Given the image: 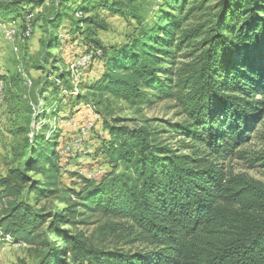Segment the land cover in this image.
<instances>
[{
  "label": "trees",
  "instance_id": "trees-1",
  "mask_svg": "<svg viewBox=\"0 0 264 264\" xmlns=\"http://www.w3.org/2000/svg\"><path fill=\"white\" fill-rule=\"evenodd\" d=\"M47 1L0 0V22H16L23 32L28 13L43 11ZM72 1L56 0L44 22L46 53L32 64L46 74L41 98L60 99L61 87L72 85L68 67L55 69L51 78L45 68L48 52L60 47L55 32L67 20L68 33L81 41L83 53L93 55L92 63H103L98 80L87 94L74 97L73 107L87 101L97 110L105 101L112 118L93 121L76 150L70 142L81 132L73 124L66 125L76 130L68 140L61 128L48 125L32 133L26 169L38 170L43 158L51 165L45 187L37 183V194L60 193L67 207L56 208L48 229L38 233L48 217L10 200L21 196L28 183L21 169L12 170L9 179H0V238L22 243L34 237L43 249L40 264H264V185L227 178L215 164L248 138L262 105L256 98H264V0H82V7L73 9L75 21L62 11ZM92 9L132 22V33L104 44L98 32L108 26L88 17ZM39 14L33 16V28ZM17 59L22 66L23 55ZM23 68L26 74L18 77L29 93L33 81ZM54 75L59 84L51 81ZM0 81L5 96L2 75ZM49 88L50 97H44ZM153 100L174 101L186 120L171 128L189 145L176 150L150 125L131 128L113 117V102L139 111ZM53 103L46 101L35 118L55 109ZM186 149L190 154L183 153ZM92 151L104 157L109 170L98 180L89 173L70 175L69 182L74 178L81 185L79 191L60 187V162ZM91 218L105 221L96 229L100 233L116 229L111 220L124 221L129 242L146 248L134 254L101 248L83 232L64 228Z\"/></svg>",
  "mask_w": 264,
  "mask_h": 264
},
{
  "label": "rangeland",
  "instance_id": "rangeland-1",
  "mask_svg": "<svg viewBox=\"0 0 264 264\" xmlns=\"http://www.w3.org/2000/svg\"><path fill=\"white\" fill-rule=\"evenodd\" d=\"M55 2L56 0H48L44 5L43 11H34L32 14L33 16L40 13L36 17L34 28L32 22L29 25L30 27L26 26L25 23V29L21 32L16 22L11 24L0 22L1 29L12 28V30L17 31L19 35V38H17L15 42H12L9 41L3 31L0 30V75H2L6 82L5 96L3 92L0 95V179H9L10 172L18 168L24 172L25 176L28 178V183L23 185L21 196L10 198V200H15L19 203H27L34 209L35 213L48 217V222L38 233L48 229L51 222L49 215H52L56 208L62 209L67 206L63 204L64 202L61 200L60 193L54 194L51 192L46 195L37 194V183H40L41 189L45 187L47 179L46 172L51 165L47 162L46 158H43L42 160H38L39 163L36 166L38 170L26 169V165L30 161V152L33 149L29 147L28 138H32V133L34 131L45 130L47 125L51 128H61L63 135L67 137V135L70 136L76 132L73 127H66L68 124L81 126L86 123V121H99L101 124V119L99 117L103 118V121H110L112 118L107 115V103L105 101H103L101 106L97 107V110L94 108L93 104H87L88 102L86 101L83 103L84 105L79 106L83 107L78 119L82 124L79 125L74 119L75 113L79 112L77 107H73L76 102L75 99H77L74 97H76V95L84 96L87 94L89 85L101 74L103 69L102 60L93 62L91 67L89 66L83 72L84 75H80L82 77L78 76L79 78H76L75 75V80L71 78L72 83H75V85L73 86L72 84L69 87L68 84L69 90L61 87V92L59 93L60 99L44 100L41 98V91L46 79V74L42 70L33 69L32 64L36 60L40 61L43 54L46 53V50H44L42 46V43L47 40L46 32H44V22L55 10ZM90 4L93 5V3ZM70 5L68 9L66 8L62 11L68 13L69 18H72L74 13L73 9L82 7V0H73ZM87 15L88 17L97 16L99 21L106 23L108 26L106 31L100 30L98 32V37L104 44L116 41L119 36L123 38L126 34L132 33L134 25L132 22L129 23L122 18L113 17L104 10L92 9ZM71 20L75 21L73 18ZM69 25L70 23L66 20L60 29L55 32L56 39L60 42V47L58 50L53 49L48 52V55L51 56L45 68L51 71V73L48 74L50 78L55 69H58V71H64L66 69L67 71V67L69 69L77 58L85 54L83 53L84 46L81 41L76 39L73 40L72 36L68 33ZM27 28H30L31 32L25 36L24 34L27 32ZM28 39H30L28 43L19 45L18 42H24ZM22 55L24 59L21 64L26 68L27 73L30 75H28V77L33 81V88L29 93L24 92L18 77V74H26L24 68L17 59L18 57L21 58ZM54 77H52L51 81L56 83L59 79ZM27 85L30 86L28 83ZM51 88H49L44 97H50L52 93ZM70 97L73 98L70 99ZM256 99L259 102L261 101L262 105L259 109V114L253 122V131L243 143L232 149L225 159L222 158L216 161L215 164L223 170L227 178L245 177L246 179L264 185V98L261 99L260 96H257ZM46 101L48 103L54 101L53 106L57 109L58 115L55 113L56 110L53 109L50 111L46 110L35 118L34 115L36 112L39 113V111L45 110L44 104H46ZM112 107L114 113L113 117L124 119L128 127L135 128L150 125V127L158 131L159 140H164L176 150L183 149L181 148L183 145H189V142L185 140V138L176 134L171 128L173 125L181 124L186 120L182 111L175 106L172 100H153L151 105L144 106L139 111L136 108L128 109L125 104L119 102H113ZM75 108L76 110H74ZM97 111H100L102 114L99 115ZM19 129L24 130L21 132ZM77 136L75 139H77ZM75 139H73V141ZM65 140H68V137ZM62 147L63 146H61V149ZM94 147V143L93 145L91 144L93 150ZM95 152L92 151L91 156L86 155L78 157L77 159L68 158L67 161H61V172L59 171L57 175L61 185L60 187H65L64 185H66L69 189L79 191L81 185L76 182V179L73 178L72 182H69V179H72L70 175L75 173H79L82 176L89 173V178L100 179L101 175L109 170V167L106 165L104 157ZM183 153L190 154V149L184 150ZM209 159L212 161L213 158ZM2 215L3 211L0 205V221ZM111 221L116 225V229L110 231L105 230L104 233H100L96 230L98 226L105 222L98 218H91L86 224H77L73 228L70 226H65L64 228L69 229L73 233L77 231L83 232L86 237L91 238L92 241L101 248H118L132 254L143 251V249L146 248L139 243L129 242L130 238L127 237V228L122 227H126L124 221L119 219ZM0 233H2V229H0ZM42 250V247L39 246V242L32 236L22 243L13 242L9 237L5 239L0 238V264H40Z\"/></svg>",
  "mask_w": 264,
  "mask_h": 264
},
{
  "label": "bare ground",
  "instance_id": "bare-ground-1",
  "mask_svg": "<svg viewBox=\"0 0 264 264\" xmlns=\"http://www.w3.org/2000/svg\"><path fill=\"white\" fill-rule=\"evenodd\" d=\"M29 15H27L26 17V21H27V26L30 27V23L32 22V19H33V13L30 12L28 13ZM31 32V29L30 28H27V32L24 34L25 36L28 35L29 33ZM17 38H19V35L17 33V31L15 30H11V39L9 41H12V42H15L17 40ZM93 52V51H91ZM93 54V53H92ZM98 56H99V52L96 53ZM92 60L93 59V55L91 54H84L83 56L77 58L75 60V62L69 67L68 71L70 72V76L71 78H73L74 80L83 74V72L90 66V64H93L92 63ZM84 62V63H83ZM95 62V61H94ZM83 63V64H82ZM82 64V67H81V70H79V65ZM91 67V66H90ZM76 75V78H74V76ZM81 77V76H80ZM79 78V77H78ZM72 79V80H73ZM60 81H57V83L59 84ZM28 84H30L31 86V82L28 81ZM73 86L75 85V83H72ZM3 83L2 81H0V95L2 94L3 92ZM73 90V88H72ZM68 95V94H67ZM38 112L35 113V115H37ZM84 125H90V121H86V123H84L83 125L81 126H84ZM94 125H92L90 128H89V131L87 132V130H82V127H79V132H81L80 134H78L77 136V139H75L72 143H70V147L71 148H74L75 150L76 149H80L82 147V142L87 138V136L89 135V132L91 131V129H93ZM78 139H79V142H78ZM9 241V240H8ZM12 245V244H11Z\"/></svg>",
  "mask_w": 264,
  "mask_h": 264
},
{
  "label": "built area",
  "instance_id": "built-area-1",
  "mask_svg": "<svg viewBox=\"0 0 264 264\" xmlns=\"http://www.w3.org/2000/svg\"><path fill=\"white\" fill-rule=\"evenodd\" d=\"M0 30L3 31L4 35L7 37L8 40L11 39V29H1ZM84 63V62H83ZM82 63V64H83ZM82 64L79 65V70H81V67H82ZM94 125L92 121H90V125H84V126H77V127H82V130H87V132L89 131V128ZM78 142H79V139H78Z\"/></svg>",
  "mask_w": 264,
  "mask_h": 264
},
{
  "label": "crops",
  "instance_id": "crops-1",
  "mask_svg": "<svg viewBox=\"0 0 264 264\" xmlns=\"http://www.w3.org/2000/svg\"><path fill=\"white\" fill-rule=\"evenodd\" d=\"M103 70V69H102ZM101 73H102V71H101ZM101 75V74H100ZM100 76H98L97 77V79L96 80H98V78H99ZM95 80V81H96ZM94 82V81H93ZM82 106V105H81ZM74 110H76V108L74 109ZM77 110H79V112H77V113H75V116L77 117V118H79V115H80V113L82 112V110H83V107H77ZM69 129V128H68ZM71 130V129H70Z\"/></svg>",
  "mask_w": 264,
  "mask_h": 264
}]
</instances>
